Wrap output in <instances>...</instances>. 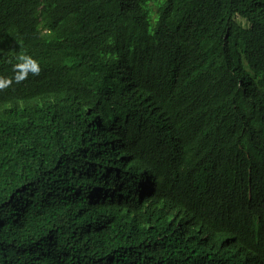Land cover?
Listing matches in <instances>:
<instances>
[{
	"label": "trees",
	"instance_id": "1",
	"mask_svg": "<svg viewBox=\"0 0 264 264\" xmlns=\"http://www.w3.org/2000/svg\"><path fill=\"white\" fill-rule=\"evenodd\" d=\"M0 264H264V0H0Z\"/></svg>",
	"mask_w": 264,
	"mask_h": 264
}]
</instances>
